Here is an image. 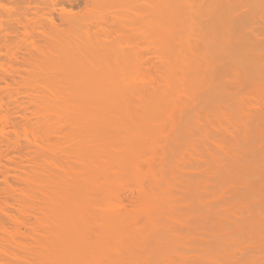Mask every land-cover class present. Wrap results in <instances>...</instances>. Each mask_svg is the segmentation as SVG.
I'll list each match as a JSON object with an SVG mask.
<instances>
[{"label": "bare ground", "instance_id": "6f19581e", "mask_svg": "<svg viewBox=\"0 0 264 264\" xmlns=\"http://www.w3.org/2000/svg\"><path fill=\"white\" fill-rule=\"evenodd\" d=\"M0 264H264V0H0Z\"/></svg>", "mask_w": 264, "mask_h": 264}]
</instances>
